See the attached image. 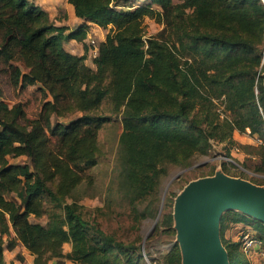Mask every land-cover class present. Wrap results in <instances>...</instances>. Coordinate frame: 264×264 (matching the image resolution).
I'll return each mask as SVG.
<instances>
[{"label":"trees","instance_id":"16d2710c","mask_svg":"<svg viewBox=\"0 0 264 264\" xmlns=\"http://www.w3.org/2000/svg\"><path fill=\"white\" fill-rule=\"evenodd\" d=\"M68 1L80 20L72 30L32 1L0 0V64L14 86L39 85L50 96L27 119L22 104L10 107L0 91V264L18 245L33 264H141L140 245L105 233L73 196L103 157L98 130L111 118L97 110L108 99L121 114V188L131 203L156 192L166 164L189 166L208 154L212 140L232 147L235 132L249 129L260 141L264 164V3ZM144 18L161 30L145 36ZM91 26L107 29L94 68L86 50L77 55L64 46ZM17 158L25 160L11 161ZM159 222L172 226V214ZM239 223L254 227L258 252L264 223L236 210L220 220L230 264H251L240 242L224 238L227 225ZM181 263L175 244L160 264Z\"/></svg>","mask_w":264,"mask_h":264},{"label":"rangeland","instance_id":"374dc122","mask_svg":"<svg viewBox=\"0 0 264 264\" xmlns=\"http://www.w3.org/2000/svg\"><path fill=\"white\" fill-rule=\"evenodd\" d=\"M29 1L36 4V0ZM40 1L54 8L55 15L53 16L50 11L49 17L52 18L51 21L55 25L62 26V23H66L68 29L72 30L78 24L71 14L68 0ZM173 1L178 2L179 0ZM143 27L145 36H150L158 33L162 25L153 19L144 18ZM106 32L107 29L91 26L84 38L65 41L64 45L67 50L69 49L77 55H82L86 50V64L94 67L91 57V42L92 40L97 43L103 41ZM259 51L262 55L259 68L262 70L261 76L263 77L264 38L259 44ZM0 91L3 100L10 107L16 103L22 104L27 119L35 117L43 103L50 99V96L39 85H28L24 88L14 86L10 80V70L1 64ZM97 113L111 118L98 130L97 139L103 157L96 166L86 169L84 179L74 191L73 196L78 198L85 216L94 221L105 233L125 243L140 245L144 254L141 264H160L165 253L173 245L176 244L180 248L174 217L172 226L160 225L159 221L164 214L171 213L173 216L179 196L192 182L201 178L219 181L234 178L264 188V164L257 150L259 142L245 131L238 132L235 137L233 136L234 151L227 142L212 140L208 154L194 157L189 166L166 164L167 172L160 177L156 192L148 195L144 200L131 203L121 188L122 164L118 144L121 132V114L112 110L108 99L104 100ZM68 118H59V120L66 122ZM228 146L230 150L227 149ZM228 157H231L234 163L225 159ZM23 160L25 159L17 158L11 161L23 162ZM177 174L179 175L175 177ZM159 213V218L154 224ZM44 220V218L39 219L42 223ZM244 234L256 237L254 227L244 223L230 224L226 227L224 238L228 242L238 241L242 245ZM220 241L225 248L221 234ZM18 246L21 247V245ZM258 251V247H256L246 254V258L250 260L251 264H264V256ZM17 257L23 264H27L26 258L21 255L20 251L17 253Z\"/></svg>","mask_w":264,"mask_h":264},{"label":"water","instance_id":"95a60500","mask_svg":"<svg viewBox=\"0 0 264 264\" xmlns=\"http://www.w3.org/2000/svg\"><path fill=\"white\" fill-rule=\"evenodd\" d=\"M228 210L264 223V188L234 178H201L185 188L173 214L182 264H230L220 241L221 216Z\"/></svg>","mask_w":264,"mask_h":264},{"label":"crops","instance_id":"0c3cea01","mask_svg":"<svg viewBox=\"0 0 264 264\" xmlns=\"http://www.w3.org/2000/svg\"><path fill=\"white\" fill-rule=\"evenodd\" d=\"M36 5H38L39 7H41L44 11H46L48 13V15H50V11L51 13L53 14V16L55 15V10L52 6H48V5H45L43 2H41L40 0H36ZM69 8H70V11H71V14L73 16V18L75 19V21H77V23L80 22V20L78 18H76L74 16V13H73V8L71 6V4L69 3ZM52 19V18H51ZM65 23V22H64ZM61 24V23H60ZM66 24V23H65ZM65 24H61V25H65ZM78 25V24H77ZM66 26V25H65ZM65 43V42H64ZM65 46V45H64ZM66 48V47H65ZM69 50V49H68ZM70 51V50H69ZM72 52V51H71ZM92 67V66H91ZM94 68V67H92ZM238 132H235L233 134V136L235 137V135L237 134ZM66 247V248H65ZM70 250V244L69 243H66L64 245V251L65 252H68ZM19 251L21 252V255L24 256V258H26V262L27 264H33V257L21 246V247H16V249L12 250V251H6L4 253V258H5V262L6 264H23L17 257V253H19Z\"/></svg>","mask_w":264,"mask_h":264},{"label":"built area","instance_id":"2783aa9c","mask_svg":"<svg viewBox=\"0 0 264 264\" xmlns=\"http://www.w3.org/2000/svg\"><path fill=\"white\" fill-rule=\"evenodd\" d=\"M262 3H264V0H261ZM98 51V43L93 41L91 42V57L92 59L96 57ZM256 93H258L257 89L255 90ZM247 134H250L249 129L246 130ZM260 143V141H258ZM234 147H232V151H234ZM227 161L234 163L231 157L225 158ZM225 160V161H226ZM242 245L241 248L244 251L245 254L248 252L250 253L254 248L258 247V250L260 248V241L257 240L254 237H251L249 234H244L242 236ZM262 256H264V252H259Z\"/></svg>","mask_w":264,"mask_h":264}]
</instances>
